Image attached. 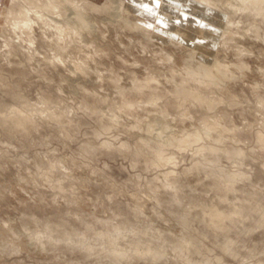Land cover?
<instances>
[{
  "label": "rangeland",
  "instance_id": "rangeland-1",
  "mask_svg": "<svg viewBox=\"0 0 264 264\" xmlns=\"http://www.w3.org/2000/svg\"><path fill=\"white\" fill-rule=\"evenodd\" d=\"M126 1L119 16L89 12L75 42L34 23L30 46L22 29L2 33L0 0V264H113L108 249L129 257L116 264H264V13ZM213 61L226 79L200 86L193 70ZM183 85L219 104H181ZM212 209L229 215L224 231Z\"/></svg>",
  "mask_w": 264,
  "mask_h": 264
},
{
  "label": "bare ground",
  "instance_id": "bare-ground-1",
  "mask_svg": "<svg viewBox=\"0 0 264 264\" xmlns=\"http://www.w3.org/2000/svg\"><path fill=\"white\" fill-rule=\"evenodd\" d=\"M196 1L206 3V4H209L212 6L214 5L215 7H217L216 11L218 13H220L219 11L223 7V5H225V3L223 5H221L219 3L217 4V2H220V1L225 2L222 0H196ZM113 4H115V5L113 6ZM128 6L129 5H128V2L126 0H118L117 2H114L112 0H106L102 4H97V3L92 2L90 0H11L10 6L6 12L5 17H4V21H3V25H2V33L4 34L5 31H10V30L16 31V29H18L20 31L22 29L25 36H27V41H28L29 45L31 46L32 43L35 41L33 40L34 38L32 39L30 34L32 33L31 30L34 28V27L32 28L33 24L36 23L43 30L44 35H45V32L47 33L46 28H49V27L54 28V30L57 33V34H55L56 35L55 43L57 41L66 42L67 39H70L71 41L74 40L73 42H75L76 38L73 39L72 37L73 36L81 37L82 34L80 31H81V28H84L86 18H87L86 15L89 12L96 10L95 12H99L100 14H109V13H114L116 11L115 12L116 16H119L120 13H122L123 11L126 12ZM230 6H232V7H230ZM229 7L234 13L237 12V10L238 11H246V12L250 13V15L253 14L255 17L259 14L264 13V0H234L233 2L230 3ZM230 9L226 10V7L222 8V10L225 11L224 13L228 12L229 14L231 12ZM219 15H221V14H219ZM53 17H57V18H59V20L58 19L56 20ZM122 18L124 19L125 22L129 23L130 19H128L126 17H122ZM260 21H262V20H260ZM68 23H71L72 25L70 26V25H68ZM131 23H132L131 25L134 28H137L139 31L143 30V28L140 27L137 23H134V22H131ZM256 28H257V26H256ZM143 31H141V32H143ZM257 31H259V30H257ZM231 37H232V35H231ZM20 39H22V38H20ZM189 44H190V48L193 51V55H191V62H193V58H195L197 55H199L198 54L199 52L193 46V40H191V41L189 40ZM9 45L10 44H8L7 42L5 43V46L8 47ZM59 47H61V49L64 48L60 45H59ZM61 49H60V51H61ZM31 51L33 52L34 49L32 48ZM57 53H58V50H57ZM57 55L55 56L58 58L57 60H59V58H60L62 61L63 60L62 56L59 55V57H58ZM210 61H211V59H210ZM197 64H198V68L194 69L192 74H194L200 78L199 83H198L200 86H201V83L204 84L205 87L208 86V84L209 85L213 84V85L217 86L219 84V81H221L222 78L224 80L227 77V71L225 68L228 69V67L226 66L225 68H223L217 61H213V63L207 64V65L204 63L203 64L197 63ZM223 66H225V65L223 64ZM240 68H243L242 65L240 66ZM228 71H229V69H228ZM152 79L157 81V79L155 77H153ZM184 81H185L184 83H186V81H188V79L184 80ZM221 84H222V82H221ZM179 89L182 93L187 95L186 97L182 98L181 104L188 101L189 99L190 100L195 99L197 103H200V105L202 104V106L204 105L207 108H212V107H214V105L219 104V103L214 102L213 99H211V98L208 99L207 96L202 95V93L199 91L200 89L191 88V87H187L184 85H183V87H181ZM262 104H264V102ZM11 115H14L15 117H17L16 118L17 121L15 123L16 126L22 127L23 129H25L27 127L28 119L31 118V112L28 111L26 108L17 109L16 112H12ZM205 126H203V130H204L205 134H208V131L210 132L211 129H215L217 127V125L215 123H213V121H212L211 125L205 124ZM204 127H205V129H204ZM200 130H196L194 132L195 139H201L202 140V138H203L202 135H205L203 133V131L201 130L202 131L201 132ZM259 139L261 140V139H263V137L260 136ZM182 143L188 144V141L184 140ZM179 148H182V147L180 146ZM211 148H214V146H212ZM202 149H204V148L202 147ZM162 159L163 158L159 155L158 159L153 161V162H154V164H158V163H160V161H162ZM229 182H231V181H229ZM212 211H213V209H212ZM235 213H237V212H235ZM237 214H240V213H237ZM226 217H229V215H225L224 213L222 214V212L215 210V212L213 214H211L210 219H212V224H215V226L218 229H221L220 231H222V229L224 231V226L220 223L222 221H224V219ZM227 219H229V218H227ZM210 226H212V225H210ZM216 227H211V228L216 229ZM218 229H217V231H219ZM105 233H106V231H105ZM105 233H103V232L98 233V236L101 237L102 239H104L106 242H109L108 243L109 246L111 245V247H112L113 242L116 240V235L115 236L114 235L107 236V234H105ZM229 243H230V241H229ZM40 245H42L43 247L46 246V244L41 242V241H40ZM181 245H182L181 250L187 251L189 245H187L186 243L185 244L182 243ZM191 246L192 245H190V247ZM113 247H115V245ZM103 248H105V247H103ZM93 249H94V247L90 246L89 244L85 245V247H84V250L88 253V255L91 252L94 253ZM114 250L113 249L106 250L104 252L103 257L105 259L106 258L109 259V261H113V264L119 263V261L121 260V258H119V257H124V256L127 257V255L124 251L116 252L117 250L116 251H114ZM119 250H121V249H119ZM145 250H146V252H148V251L154 252V250H152V248H150V247H146L145 249H143V251H140L139 247L134 248V252L135 253L141 252V255L142 254L146 255V252H144ZM225 250L232 255L235 254V253L231 252V250L228 249L227 247L225 248ZM97 251H98V249H97ZM98 254H99V252H97V256L100 257ZM161 255H162V252H157V253L154 252V254H151V257L154 259V258H159ZM185 256L187 259L186 254H185ZM127 258H129V257H127ZM184 259H185V257H184ZM189 261H191V260H189ZM207 262H209V261H207ZM125 263H128V262H125ZM120 264H121V262H120ZM200 264H206V261L203 263H200Z\"/></svg>",
  "mask_w": 264,
  "mask_h": 264
},
{
  "label": "snow or ice",
  "instance_id": "snow-or-ice-1",
  "mask_svg": "<svg viewBox=\"0 0 264 264\" xmlns=\"http://www.w3.org/2000/svg\"><path fill=\"white\" fill-rule=\"evenodd\" d=\"M145 8H147L148 7V5L147 4H144L143 5ZM176 23H179V21H176Z\"/></svg>",
  "mask_w": 264,
  "mask_h": 264
}]
</instances>
